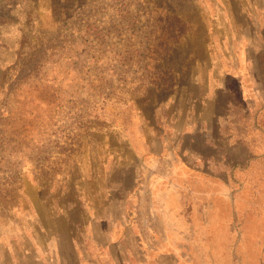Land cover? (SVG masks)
<instances>
[{"label": "rangeland", "instance_id": "rangeland-1", "mask_svg": "<svg viewBox=\"0 0 264 264\" xmlns=\"http://www.w3.org/2000/svg\"><path fill=\"white\" fill-rule=\"evenodd\" d=\"M0 264H264V0H0Z\"/></svg>", "mask_w": 264, "mask_h": 264}]
</instances>
